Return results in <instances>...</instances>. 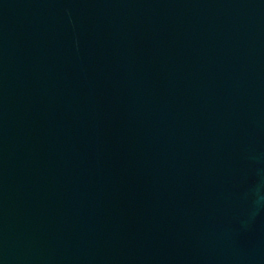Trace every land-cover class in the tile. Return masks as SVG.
<instances>
[{"label": "water", "instance_id": "1", "mask_svg": "<svg viewBox=\"0 0 264 264\" xmlns=\"http://www.w3.org/2000/svg\"><path fill=\"white\" fill-rule=\"evenodd\" d=\"M0 264H264V0H0Z\"/></svg>", "mask_w": 264, "mask_h": 264}]
</instances>
